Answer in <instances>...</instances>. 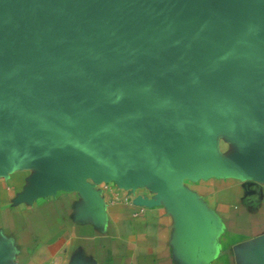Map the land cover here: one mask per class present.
Returning a JSON list of instances; mask_svg holds the SVG:
<instances>
[{
  "label": "water",
  "instance_id": "obj_1",
  "mask_svg": "<svg viewBox=\"0 0 264 264\" xmlns=\"http://www.w3.org/2000/svg\"><path fill=\"white\" fill-rule=\"evenodd\" d=\"M218 74L264 84V0H0V160L104 158L167 189Z\"/></svg>",
  "mask_w": 264,
  "mask_h": 264
},
{
  "label": "crops",
  "instance_id": "obj_2",
  "mask_svg": "<svg viewBox=\"0 0 264 264\" xmlns=\"http://www.w3.org/2000/svg\"><path fill=\"white\" fill-rule=\"evenodd\" d=\"M206 84L200 144L167 189L104 158L75 172L23 150L0 160V264H264V84Z\"/></svg>",
  "mask_w": 264,
  "mask_h": 264
},
{
  "label": "rangeland",
  "instance_id": "obj_3",
  "mask_svg": "<svg viewBox=\"0 0 264 264\" xmlns=\"http://www.w3.org/2000/svg\"><path fill=\"white\" fill-rule=\"evenodd\" d=\"M212 5H219V4H223L224 0H210Z\"/></svg>",
  "mask_w": 264,
  "mask_h": 264
}]
</instances>
